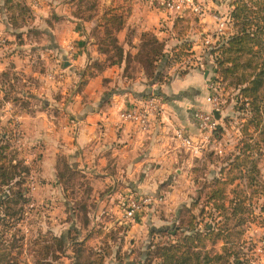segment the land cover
I'll use <instances>...</instances> for the list:
<instances>
[{
  "label": "crops",
  "instance_id": "obj_1",
  "mask_svg": "<svg viewBox=\"0 0 264 264\" xmlns=\"http://www.w3.org/2000/svg\"><path fill=\"white\" fill-rule=\"evenodd\" d=\"M23 1L30 16L16 31L24 42L21 46L11 41L14 32L9 29L0 3V39L5 41L0 43V75L11 76L10 81H0V93L3 95L13 82L28 89L32 83L39 85L33 91L16 94L32 95L39 105H31L35 99L30 100L28 110L19 111L11 104L8 111H13L14 128L20 133L16 143L34 149L38 164L33 178L36 188L33 192L25 188L29 201L16 226L23 227L26 208L31 203L34 209L29 214L45 235L59 237L71 231L86 246L95 237L98 243L94 248H99L105 237L115 233L122 251L128 252L127 259H141L149 243L157 240L154 231L166 229L183 207L190 206L206 176H218L224 159L237 151L243 139L241 129L247 121V114L239 112L240 103L246 100L240 99L238 90L233 89L225 93V102L229 99V103L217 111V130L211 135L201 132L193 113L209 111L205 102L207 77L214 71L190 69L179 76L178 66L172 64L164 68L161 85L148 87L144 72L134 59L141 36L153 34L164 44L167 55L178 51L182 41L188 40L193 55L201 58L202 40L217 35L218 23L228 19L231 5L237 0H197L204 7L203 15L186 32L175 27L176 17L158 9L153 0H98L96 11L84 16L75 14L77 0ZM109 9L125 14L123 27L114 33L124 57L113 66L105 64L97 41L104 36L102 19ZM30 52L39 64L30 60ZM127 57L132 62H127ZM93 63L103 68L96 70ZM81 82L84 84L79 87ZM149 93L156 94L163 103V113L155 118L151 129L141 132L130 123H121L119 114L154 96ZM260 127L255 132L248 129L249 142L255 146L250 156L264 176V129ZM177 130L185 132L198 146V152L181 146L175 138ZM60 160L69 166L70 178L81 183L71 188L62 182ZM22 162L28 164L24 158ZM244 185V180H236L227 188L228 197ZM130 195L151 197L155 203L129 221L123 212ZM246 203L254 216L260 213L257 218L261 222L246 221L238 245L247 264H264V256L253 252L258 240L264 238V213L259 210L264 197L248 198ZM223 246L219 240L208 243L207 249L221 254ZM114 247L109 256L112 264L117 246ZM71 257L69 249L62 259L71 262Z\"/></svg>",
  "mask_w": 264,
  "mask_h": 264
},
{
  "label": "trees",
  "instance_id": "obj_2",
  "mask_svg": "<svg viewBox=\"0 0 264 264\" xmlns=\"http://www.w3.org/2000/svg\"><path fill=\"white\" fill-rule=\"evenodd\" d=\"M97 3L98 0H77L75 14L84 16V13L95 12ZM25 6L23 0L21 4L3 0L7 23L20 46L24 42L16 31L30 16L29 8ZM116 11L109 9L104 12L101 25L104 36L97 38L99 51L105 56L107 66L119 64L124 57L114 33L123 27L125 14ZM227 18L232 24V31L225 36H213V45L205 47L201 56L203 69H198L202 73L214 71L213 75L207 77L208 82H214L221 93L235 89L240 99L246 100L239 106V112L247 114V121L241 129L243 139L237 151L224 159L225 165L218 176H206L191 199L190 206L183 207L166 229L154 231L157 240L149 243L141 259H127L128 252L122 251L115 233L105 237L99 248H89L80 241L77 233L73 236L69 231L59 237L39 236L32 246L34 264H62L59 261L69 249L72 253L70 264H109L106 261L113 253L114 246H117L114 264H247L238 240L243 235L242 227L246 221L256 222V219L250 206H246V201L248 198L264 197V176L257 161L251 159L250 154L255 146L249 142L251 134L248 131L252 129L255 132L261 125L264 129V0H237L231 5ZM197 21V17L190 15L176 17L174 26L186 32L191 29V23ZM192 56L188 40L182 41L178 51L167 55L164 44L153 34L145 33L141 36L139 53L134 59L144 72L146 86L151 87L164 82V68L172 64L178 66L179 76L190 69H197L188 66ZM126 61L132 62L130 57ZM93 68L101 70L103 67L93 63ZM10 77L9 73L0 75L1 80L10 81ZM83 84L81 82L79 87ZM3 95L2 104L10 103L21 110H28L30 100L36 99L29 94L16 95L13 84L7 87ZM225 103H229V99ZM245 104L247 107H244ZM14 126L11 120H6L0 129V264H26L20 259L24 249L23 236L16 225L22 219L29 201L24 187L29 168L18 159V152L14 148ZM262 134L264 141V131ZM70 173L66 162L60 160L59 178L72 188L74 184L69 183ZM236 180H244V188L233 190L229 198L227 188ZM259 210L264 213V205ZM219 240L224 243L222 252L213 254L207 249V244ZM248 250H251L250 247Z\"/></svg>",
  "mask_w": 264,
  "mask_h": 264
},
{
  "label": "built area",
  "instance_id": "obj_3",
  "mask_svg": "<svg viewBox=\"0 0 264 264\" xmlns=\"http://www.w3.org/2000/svg\"><path fill=\"white\" fill-rule=\"evenodd\" d=\"M155 6L161 9L169 16L184 17L190 15L197 17L198 19L203 15L204 7L197 0H153ZM232 24L229 20H222L218 23V33L216 36H225L232 31ZM204 48L213 45L214 38L207 37L203 40ZM188 66L190 68L203 69L201 58H197L194 55L192 60L189 61ZM206 104L209 106V111L204 112L197 110L193 113V118L196 121L198 129L211 135L217 130V122L213 113L219 111L222 105L225 103L223 99V93L218 90L217 85L214 82H208L207 84V96L205 98ZM163 113L162 100L157 96H149L138 104L132 105L129 109L122 111L119 114L121 123L127 122L136 126L141 132H147L151 129L156 117H161ZM16 128V127H15ZM19 131H14L15 141L18 142L20 135ZM175 138L180 141L183 148L190 150V152H198V146L194 145L190 138L185 135L183 130L175 131ZM36 181L29 185V190L32 192L36 188ZM160 201V200H158ZM155 203V200L151 197L130 195L125 200L123 217L126 220H133L139 213L146 209L149 205ZM33 205L30 203L29 205ZM254 255L264 256V238L258 240L256 247L253 250Z\"/></svg>",
  "mask_w": 264,
  "mask_h": 264
},
{
  "label": "rangeland",
  "instance_id": "obj_4",
  "mask_svg": "<svg viewBox=\"0 0 264 264\" xmlns=\"http://www.w3.org/2000/svg\"><path fill=\"white\" fill-rule=\"evenodd\" d=\"M2 2L0 3H3V0H1ZM21 1L22 0H13V3H20L21 4ZM202 5V3H201ZM27 7V6H25ZM28 8V7H27ZM4 16H5V19H6V22H7V13H4ZM10 27V26H9ZM11 29V28H9ZM11 41L15 44L18 43L16 37H11ZM27 41V40H26ZM5 41L3 39H0V43L3 44ZM30 55H31V58L30 60H34L35 62H37V64H39V60H37L36 58H33L32 56V53L30 52ZM29 59V57H28ZM39 59V58H38ZM20 79H23V77L20 76ZM22 80V81H23ZM1 81V79H0ZM39 80H37V83H38ZM22 83V82H21ZM13 85H14V93L17 94V92H20L21 90H23L24 92H26L25 90H32L33 91V88L34 86L37 88L39 85L38 84H33L32 83V87H30V89H28L29 87H24L20 84V83H14L13 82ZM7 90V88L5 89V91ZM12 95V94H11ZM4 97V95H2V93H0V129L1 127H4L5 125V122L7 119L11 120L13 122V124H15V120L13 117H11V114L13 111L9 112V109H10V106H12L10 103H3L2 104V98ZM37 97V96H36ZM225 97H227V95H225V93H223V99L225 101ZM32 103L39 105L38 103V100L36 99V101H32L31 102V105ZM29 106H30V103H29ZM20 111V109H17ZM16 128L13 127V131H15ZM13 145H14V148L16 149V151L18 152V159L20 160H23V158L27 161L28 164H25L28 168H29V175H30V178L29 180L27 181V183H25V188L28 187L29 188V185L35 180L33 179L35 177V174H36V171H37V161H35L36 157H37V154L36 152L34 151V149H30V148H25V146L22 144V142H20L19 144L16 143L15 139L13 141ZM34 154L36 155L34 158L31 157V155ZM27 156V157H26ZM24 165V164H23ZM31 171V173H30ZM69 183H73L74 185H78L79 183H81L78 179L76 180H73V179H70ZM28 184V185H27ZM33 192V191H32ZM32 194V193H31ZM31 197V195H30ZM31 209H34V206L30 207V206H27L26 208V212H25V220H24V223H23V227L20 228V231L22 233V236H23V245H24V249H23V254L20 256V259L25 262L26 264H34V260L32 258L33 256V242L39 237V233L44 234L45 230L41 229L40 227H38L36 224L37 222L34 221V216L33 215H30L29 211ZM259 215V216H258ZM255 219L256 221L259 223L261 222L257 217H261L260 216V213L258 214H255ZM44 227V226H43ZM49 236V235H48ZM98 243V240L93 237L91 238L89 241H88V245L87 247L89 248H94ZM112 260H110L109 258L107 259L106 262H108L109 264H112L111 262ZM59 263H62V264H70V261L68 259H61L59 261Z\"/></svg>",
  "mask_w": 264,
  "mask_h": 264
},
{
  "label": "water",
  "instance_id": "obj_5",
  "mask_svg": "<svg viewBox=\"0 0 264 264\" xmlns=\"http://www.w3.org/2000/svg\"><path fill=\"white\" fill-rule=\"evenodd\" d=\"M214 117H215L216 120H218V118H219V113H218L217 111L214 112Z\"/></svg>",
  "mask_w": 264,
  "mask_h": 264
}]
</instances>
